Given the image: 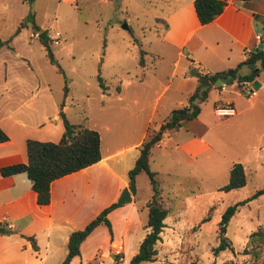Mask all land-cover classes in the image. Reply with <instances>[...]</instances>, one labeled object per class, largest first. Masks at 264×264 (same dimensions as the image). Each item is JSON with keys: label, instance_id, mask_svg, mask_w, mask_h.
I'll return each mask as SVG.
<instances>
[{"label": "crops", "instance_id": "crops-1", "mask_svg": "<svg viewBox=\"0 0 264 264\" xmlns=\"http://www.w3.org/2000/svg\"><path fill=\"white\" fill-rule=\"evenodd\" d=\"M149 2L160 12L154 17L163 26L158 42L173 54L170 73L175 76V82H171L169 95L161 108H158L159 98L168 91L169 85L162 86L148 102H139L138 96L131 91L130 102H123L128 95L127 89L134 88V85H144L149 91L159 84L154 68L145 78L143 61L138 66L142 77L134 81L125 79L113 94L103 91L102 108L116 107L121 125L92 123L91 128L88 127L98 134L100 160L52 181L46 205L36 204V195L23 173L0 177V226L9 230V234L0 235V264H60L66 255L68 235L81 230L101 210L115 203L124 188L127 189V172L138 157L148 127L156 129L171 110L186 105L196 86V78L191 72L208 76L234 69L248 53L262 44L264 0H230L206 25L198 23L193 0ZM90 3L109 6L112 0H43L41 4L36 0L32 3L0 0V12L9 16L0 21V42H7L0 46V132L6 136V140L0 142V168L24 163L27 140L57 142L63 132L61 116L68 123L79 125L68 117V102L52 101L47 96L48 85L36 60V54L45 53V50L37 36L45 32L44 38H49L51 27L74 23L78 6ZM53 33L59 34L58 46L62 42L61 35L58 31ZM255 35L260 36L258 44L254 41ZM49 49L51 52L53 46ZM163 55L158 51L150 53V57L157 61ZM47 65L54 69L48 59ZM250 73L246 66L236 70V76L240 77ZM216 81V86L213 84L207 94V101L197 104V116L181 122L176 130L163 133L158 144L151 149L148 168L151 162L156 165L152 172L156 177L164 172L180 179L183 184L186 181L201 187L203 173L208 171L210 163L214 159L219 161L226 152L243 156L244 161L240 164L243 172L246 167L242 164L247 163L250 156L253 160L261 159L264 153V72H258L252 79L259 84L252 92V81ZM243 88L244 97L240 95ZM246 92L250 94L246 95ZM111 97L116 102H105ZM29 98H34L35 102H24ZM218 103H229L234 116L216 119L212 111ZM224 164H227L224 169L227 182L229 168L236 163L228 161ZM159 191L161 196L166 194L158 185ZM171 192L168 196H172ZM128 194L130 203L117 206L106 215L111 235L104 225L96 226L80 243L79 254L68 264H94L100 248L108 251L118 244L123 253L129 251L140 228V212L137 211L140 201L136 188L133 195L129 191ZM173 198L175 204H180L179 211L174 214H183L184 200ZM162 201L165 206L167 200L163 198ZM166 211L164 219L171 218V211ZM26 238L33 239L35 250ZM141 240L140 235L137 243ZM126 245L129 246L126 248Z\"/></svg>", "mask_w": 264, "mask_h": 264}, {"label": "rangeland", "instance_id": "rangeland-1", "mask_svg": "<svg viewBox=\"0 0 264 264\" xmlns=\"http://www.w3.org/2000/svg\"><path fill=\"white\" fill-rule=\"evenodd\" d=\"M32 1L26 0V3ZM149 1L112 0L109 6L91 3L88 6L80 5L78 10H75L74 23H62L59 27L49 29V36L58 31L62 39L58 46L51 45L48 39L46 41L49 48L53 46V54L57 51L54 54L56 66L53 65L54 69L48 67L45 53L38 52L36 60L48 85L47 96L52 101L70 104L68 117L71 122L86 128H91L92 123L121 125L116 107L108 110L102 108L104 102L101 93L107 91L106 93L113 94L125 79L134 81L142 77L138 67L140 53L146 67L143 72L145 78L154 68L159 84H155L148 91L146 86L135 83L134 88L127 89L128 95L123 102H130V91L135 92L139 102H148L162 86L169 85L168 91L159 98L158 108H161L172 89L171 82H175V76L172 77L170 73L173 54L172 50L158 42L163 26L156 22L154 17L160 12L157 6ZM42 2L43 0H36V3ZM8 18L5 12H0V21ZM122 25H125L126 29L121 28ZM156 51L164 53L159 61L150 57V53ZM98 82L102 84L103 90L98 86ZM244 89L240 90L243 97ZM24 102H35V99H25ZM105 102L116 101L111 97L109 101L105 99ZM99 133L103 137L101 130ZM250 157L247 163L242 164L246 167L245 185L239 191L216 190L220 185L226 184L227 174L226 170L224 174V169L227 164L224 162L234 161L241 164L244 161L242 155L234 152H226L219 161L214 159L210 163L211 168H207L208 171L203 173L201 187L186 181L183 184L180 179L165 175L164 172L157 176L156 184L166 193L161 196L157 187L158 196L167 200L165 206L162 200L161 202L164 208L171 211L172 216L162 221L163 227L153 246V260L141 264H259L264 259V244L254 241L249 235L258 229H264V195L238 207L227 222L223 236L230 242L232 250L219 252L216 256L211 251L218 243L217 223L225 208L264 189V153L259 160ZM155 169L156 165L151 162L149 170L153 172ZM135 188L140 201L137 204L142 205L152 193L144 174L136 178ZM169 192L172 196H168ZM173 196L182 198L186 204L181 208L183 214L180 213L179 217L174 213L179 211L180 204H175L176 199ZM139 216L140 228L129 251L127 249L123 253L120 244L109 248L108 251L100 248L94 264H127L137 250L140 235L143 238L146 233V230L141 228L146 218L145 211L142 210ZM206 217L208 221L200 224ZM129 243L131 244L128 241ZM128 246L126 245V248ZM110 254L112 256H109Z\"/></svg>", "mask_w": 264, "mask_h": 264}, {"label": "trees", "instance_id": "trees-1", "mask_svg": "<svg viewBox=\"0 0 264 264\" xmlns=\"http://www.w3.org/2000/svg\"><path fill=\"white\" fill-rule=\"evenodd\" d=\"M234 2H244L247 0H232ZM225 3L219 0H193V8L196 19L200 25H206L216 18L221 12ZM22 23H20V26ZM47 38L40 41L44 47L45 55L50 64L56 63L52 57ZM7 42H0V46ZM261 48H254L248 53L244 60L234 69L215 73L213 75L201 76L198 73L191 72L196 78V86L193 92L188 96L186 105L182 108L171 110L165 117L164 122L156 129L148 127L146 135L140 144L139 154L132 168L127 172V189L133 195L135 191V178L138 174L143 173L151 187L149 199L142 205L137 206V211H145V222L142 229L146 230L142 240L137 246V250L130 257L127 264H141L151 262L155 255L153 248L158 240V235L163 227L162 221L166 217L167 211L163 207L160 197L157 193L158 184L155 182L156 175L149 171L148 158L150 151L154 148L163 133L171 132L179 128L181 122L194 119L198 114V103L204 102L211 86L216 80L227 81L231 83H249L258 72H264V37ZM142 53L139 55L138 65H142ZM240 66H246L251 73L246 76H236V70ZM98 86L103 90V86L98 82ZM63 132L61 138L53 142H39L27 140L25 142V161L22 164H16L0 168V177H7L23 173L30 183V189L36 195V204L46 205L49 200V184L68 174L77 172L89 167L100 160L99 137L98 134L82 125H72L61 116ZM6 140V136L0 132V142ZM245 185V176L242 166L238 163L233 164L228 171L226 184L221 186L218 191L229 192L238 190ZM264 195V189L258 190L250 198L237 202L225 208L220 215L217 223V245L211 250L216 256L219 252L231 251V245L225 235V226L230 218L235 214L238 207L246 204L258 196ZM117 207L114 203L101 210L91 221H89L81 230L71 232L68 235L66 243V255L60 264H68L69 261L79 254L78 247L80 243L90 234V232L99 224L107 228L108 234L111 235L110 225L106 215L113 208ZM208 217L203 218L200 224L207 222ZM9 234V230L0 226V235ZM254 241L264 244V229H258L249 235ZM33 250L36 249L33 239L26 238ZM259 264H264V259Z\"/></svg>", "mask_w": 264, "mask_h": 264}, {"label": "built area", "instance_id": "built-area-1", "mask_svg": "<svg viewBox=\"0 0 264 264\" xmlns=\"http://www.w3.org/2000/svg\"><path fill=\"white\" fill-rule=\"evenodd\" d=\"M223 3H226L230 0H219ZM48 41H50L51 45L56 46L59 41V34L53 33L49 38H47ZM254 41L258 44L260 42V36L255 35ZM252 92V91H250ZM250 93L246 92V95H249ZM252 94V93H251ZM213 115L218 120H223L226 118H230L234 116V109L230 106L229 103H218L213 107Z\"/></svg>", "mask_w": 264, "mask_h": 264}, {"label": "water", "instance_id": "water-1", "mask_svg": "<svg viewBox=\"0 0 264 264\" xmlns=\"http://www.w3.org/2000/svg\"><path fill=\"white\" fill-rule=\"evenodd\" d=\"M121 28L126 29V26H125V25H122ZM44 35H45V32H42V33H40V34L37 36V38H38L39 40H43V39H44ZM261 46H262V44H259L258 48H261ZM217 82H220V80H217L216 83H217ZM214 86H216V84H214ZM258 87H259V84H258L256 81H252V82L250 83V91H255V90L258 89ZM130 202H131V200H130V197H129L128 191H127L126 188H124V189L121 191L119 197L117 198V200L115 201L114 204H115L116 206H121V205H124V204H128V203H130Z\"/></svg>", "mask_w": 264, "mask_h": 264}]
</instances>
